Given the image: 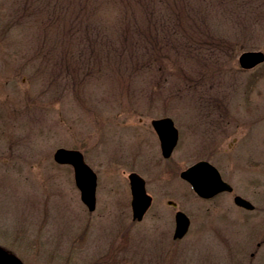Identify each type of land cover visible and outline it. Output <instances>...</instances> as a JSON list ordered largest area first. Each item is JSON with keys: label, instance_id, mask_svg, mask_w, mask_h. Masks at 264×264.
<instances>
[{"label": "rangeland", "instance_id": "obj_1", "mask_svg": "<svg viewBox=\"0 0 264 264\" xmlns=\"http://www.w3.org/2000/svg\"><path fill=\"white\" fill-rule=\"evenodd\" d=\"M245 50L264 52V0H0V247L23 264H264V61L240 67ZM59 146L96 173L94 210ZM200 159L233 190L199 197L179 172ZM130 171L152 197L141 220Z\"/></svg>", "mask_w": 264, "mask_h": 264}, {"label": "water", "instance_id": "obj_2", "mask_svg": "<svg viewBox=\"0 0 264 264\" xmlns=\"http://www.w3.org/2000/svg\"><path fill=\"white\" fill-rule=\"evenodd\" d=\"M264 60L262 50H245L238 56V63L243 68H251ZM151 125L155 130L163 157L170 156L178 139V130L172 118L162 116L151 119ZM55 162L70 164L73 168L74 182L79 189L80 199L89 211L95 208L96 173L85 162L80 150L59 146L53 152ZM179 176L187 181L193 191L202 198H211L216 194L233 190L232 185L224 180L218 169L208 160L200 159L182 169ZM130 188V207L132 219L141 220L144 213L151 204L152 197L147 193L145 180L135 171L128 173ZM176 205L173 200L167 201ZM233 202L245 209H253L254 204L247 198L234 194ZM190 224L188 215L178 209L174 213L173 238L183 237ZM0 264H22V261L15 255L0 247Z\"/></svg>", "mask_w": 264, "mask_h": 264}]
</instances>
